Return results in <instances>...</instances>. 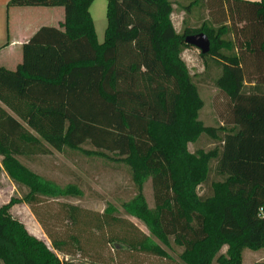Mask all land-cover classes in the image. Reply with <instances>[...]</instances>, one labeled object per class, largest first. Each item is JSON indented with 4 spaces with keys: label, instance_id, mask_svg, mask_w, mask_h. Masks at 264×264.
I'll return each mask as SVG.
<instances>
[{
    "label": "trees",
    "instance_id": "16d2710c",
    "mask_svg": "<svg viewBox=\"0 0 264 264\" xmlns=\"http://www.w3.org/2000/svg\"><path fill=\"white\" fill-rule=\"evenodd\" d=\"M92 1L9 2L61 6L64 21L60 27L41 26L23 44V60L16 69L0 66V165L17 189H27L0 206V260L76 264L54 251L71 254V243L79 249L77 235L51 233L35 205L46 198L79 197L82 191L31 171L19 157L89 144L99 155L115 153L129 164L138 185L150 177L154 208L141 191L121 204L149 232L134 247L166 257L158 242L173 237L183 246L184 264H240L244 247H264V72L258 67L255 79L245 80L239 92H224L229 100L225 124L234 127H220V137L197 120L202 101L181 54L193 47L185 42L187 35L204 32L211 49L202 57L213 61L212 53H219L213 61L221 69L217 87L223 71L232 66L240 72L235 80L245 79L244 60L253 59L255 65L264 60V0H225V7L221 5L232 21L238 17L243 22L235 43L222 38L228 31L225 21H215L220 23L216 29L204 24L192 28L184 17L176 32L172 0H107V26L98 43L89 12ZM183 10L187 16L188 6ZM229 29L233 34L230 23ZM203 130L221 145L195 157L187 143ZM227 136L239 137L236 154L228 159L229 172L217 168L225 157ZM212 160L221 178L211 182V194L197 195L195 187L208 180ZM19 201L29 207L52 249L11 216V206ZM64 206L71 225L86 224L79 205ZM116 211L108 205L105 220L100 218L96 226L111 225ZM224 245L226 253L217 255Z\"/></svg>",
    "mask_w": 264,
    "mask_h": 264
},
{
    "label": "rangeland",
    "instance_id": "374dc122",
    "mask_svg": "<svg viewBox=\"0 0 264 264\" xmlns=\"http://www.w3.org/2000/svg\"><path fill=\"white\" fill-rule=\"evenodd\" d=\"M172 2L177 4L176 12L181 11L183 6H188L191 12L187 16L184 14L187 18L185 21L187 26L199 28L204 24L207 27L216 29L220 25V23L214 25L210 19L206 18L205 6L202 5L201 1L199 3L194 0H181L179 2L172 0ZM106 5L107 0H93L90 6V13L100 40H103L106 27ZM41 8L50 9L54 7ZM59 8L63 11L62 7ZM227 12L228 15L224 11L221 16L222 21H225L228 27V31L222 35V38L237 42L240 34L238 31L243 22H240L238 17L232 21L230 12L228 10ZM38 18L45 20L48 19V15L42 14ZM203 18H205L204 21H202ZM175 22L177 23V21ZM228 22L233 27V34L229 29ZM187 49L191 50L192 57L195 58L186 56L185 50L182 52L181 57L188 67L192 81L196 85L202 101L197 120L201 122L203 127L214 128L221 137L220 127L224 126L225 129L234 127L231 124H225L229 117V100L225 93L234 92L236 94L239 92L248 78L255 79L256 68L259 67L264 72V60L261 65H255L253 59L246 58L242 64L245 79L239 81L235 80V76L240 73L238 68L235 69V66H232L231 69L227 68L222 73L223 77L221 76V87H217L216 79L220 76L221 69L213 61L218 59L219 53H212V61L210 57H202L199 49L197 53V48L194 46ZM222 51L226 54L235 52V50L228 51L225 49H222ZM238 140V136L225 137V157L219 165L217 164L218 169L222 168L225 172L230 171L227 167L228 159L235 156ZM220 145V139L203 130L197 138L187 143V151L195 157H199L203 151H209L213 148L219 149ZM52 151L50 155L19 157V161L31 171L53 180L61 186L72 183L82 191V195L79 197L46 198L35 205L36 213L51 233L57 236L74 234L78 237L77 245L79 249H77L75 243H71V245L73 244L70 245L71 254L54 251L60 259H66L76 264H184L180 258L183 246L178 244L173 237H170L167 242H158L159 248L168 254L166 257L133 246L138 239L144 234L148 235L149 232L141 221L126 214L121 208V204L132 198L138 191H141L148 206L154 208L150 177L141 185H138L133 178L134 171L129 164L118 158L115 153L99 155L89 144H83L77 150ZM214 162L215 160L210 162L211 171L208 180L195 187L197 195L211 194V182L221 178L215 171L216 163ZM26 191L25 187L17 189L1 167L0 206L9 202L11 197L20 198ZM67 203L81 207L85 225L73 226L70 224L64 210V205ZM108 205L117 209L114 214L116 220L111 225L96 226L100 218H102V221L105 220L103 213ZM9 212L12 217L25 226L29 233L44 241L52 249L50 240L41 225L23 201L11 206ZM35 226L38 228V233L34 231ZM226 250L227 246H222L217 255L225 254ZM0 264L5 263L0 260ZM213 264H215V261ZM240 264H264V247L256 250L244 247L241 251Z\"/></svg>",
    "mask_w": 264,
    "mask_h": 264
},
{
    "label": "crops",
    "instance_id": "0c3cea01",
    "mask_svg": "<svg viewBox=\"0 0 264 264\" xmlns=\"http://www.w3.org/2000/svg\"><path fill=\"white\" fill-rule=\"evenodd\" d=\"M10 1L11 0H0V66L5 67L6 69L9 70H14L23 60V53H22L23 44L27 42L28 39L41 26L60 27L61 23H63L64 21V9L62 11V9L59 8L61 6H48V7H54L49 9V8H41L46 6L9 5ZM177 1L179 2L181 0H177ZM194 1L199 3L200 1L202 2V5L205 6V10L207 13L206 18L210 19L214 25H217L216 24L217 21H222L221 16L222 13L224 12L222 11L221 5H224L223 7H225V3H226L225 0H194ZM243 1L257 2L259 0H243ZM176 6L177 4L175 2H172L173 10L170 17L176 32H179L183 26L185 11L182 8L181 11L176 12L175 11ZM89 12H90V7H89ZM190 12L191 11L189 10V13ZM225 12L227 13V11ZM42 14L48 15V19L45 20L39 19L38 16ZM175 16H177V18H175ZM204 20L205 18L202 19V21ZM175 21H177V23ZM92 22H93V18H92ZM106 26H107V19H106ZM94 31L98 43L103 42L104 36H103V40L99 39L95 25H94ZM10 114L16 117L11 112ZM35 227H34V231L35 233H38L39 232L38 228L36 227L35 229Z\"/></svg>",
    "mask_w": 264,
    "mask_h": 264
},
{
    "label": "water",
    "instance_id": "95a60500",
    "mask_svg": "<svg viewBox=\"0 0 264 264\" xmlns=\"http://www.w3.org/2000/svg\"><path fill=\"white\" fill-rule=\"evenodd\" d=\"M185 42L199 49L202 54L208 53L211 49L210 39L204 32L187 35Z\"/></svg>",
    "mask_w": 264,
    "mask_h": 264
},
{
    "label": "clouds",
    "instance_id": "9594fccd",
    "mask_svg": "<svg viewBox=\"0 0 264 264\" xmlns=\"http://www.w3.org/2000/svg\"><path fill=\"white\" fill-rule=\"evenodd\" d=\"M199 52V50L197 49V53ZM185 55L186 56H189L190 58H195V57H192V53H191V50L189 49H185Z\"/></svg>",
    "mask_w": 264,
    "mask_h": 264
}]
</instances>
